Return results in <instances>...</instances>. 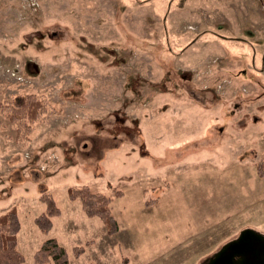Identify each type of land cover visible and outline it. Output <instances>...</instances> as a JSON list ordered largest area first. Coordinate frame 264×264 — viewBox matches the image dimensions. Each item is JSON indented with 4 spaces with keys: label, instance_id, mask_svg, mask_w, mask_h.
<instances>
[{
    "label": "rangeland",
    "instance_id": "374dc122",
    "mask_svg": "<svg viewBox=\"0 0 264 264\" xmlns=\"http://www.w3.org/2000/svg\"><path fill=\"white\" fill-rule=\"evenodd\" d=\"M263 49L264 0H0V214L23 264L48 238L68 264H203L264 234ZM24 95L46 110L18 141ZM81 186L112 198L116 233L68 199Z\"/></svg>",
    "mask_w": 264,
    "mask_h": 264
},
{
    "label": "trees",
    "instance_id": "16d2710c",
    "mask_svg": "<svg viewBox=\"0 0 264 264\" xmlns=\"http://www.w3.org/2000/svg\"><path fill=\"white\" fill-rule=\"evenodd\" d=\"M45 110L42 101L32 95L16 97L8 106L7 118L16 127L18 141L27 139L32 131L31 125L42 118ZM256 170L259 175L264 176V161L256 164ZM67 196L69 200L80 201L86 216L99 218L108 234L117 232L118 224L110 210L111 197L92 192L86 186L68 188ZM115 197H121V193H116ZM40 201L45 204V210L34 219V224L41 233L47 234L52 227L51 219L59 215V208L53 198L44 192ZM149 203L155 204L154 201ZM20 228L15 206L0 214V264H23L24 257L17 249V235ZM33 260L34 264H68L67 252L55 238L44 240L34 252Z\"/></svg>",
    "mask_w": 264,
    "mask_h": 264
},
{
    "label": "water",
    "instance_id": "95a60500",
    "mask_svg": "<svg viewBox=\"0 0 264 264\" xmlns=\"http://www.w3.org/2000/svg\"><path fill=\"white\" fill-rule=\"evenodd\" d=\"M203 264H264V234L242 229Z\"/></svg>",
    "mask_w": 264,
    "mask_h": 264
},
{
    "label": "crops",
    "instance_id": "0c3cea01",
    "mask_svg": "<svg viewBox=\"0 0 264 264\" xmlns=\"http://www.w3.org/2000/svg\"><path fill=\"white\" fill-rule=\"evenodd\" d=\"M254 49H255V47H254ZM256 50V49H255ZM262 53L260 54V60H261V68L259 69V71H256V69H257V67L255 66V63L253 62V60H252V58H251V60L249 61V65H247L246 66V68H247V71L246 72H248L249 73V71L250 70H248V69H254L255 68V70H253L254 72L256 71V73L258 74L259 73V75H263V73H264V49L261 51ZM251 73H252V71H251ZM240 80V79H239ZM246 82H248L249 83V85H253L254 83H256L257 85H258V87L261 89L262 87L264 88V83H260V79H259V81H257V82H255L253 79H249V78H246ZM261 84V85H260ZM249 85H248V87H249ZM261 86V87H260ZM253 100V99H252ZM251 100V101H252Z\"/></svg>",
    "mask_w": 264,
    "mask_h": 264
}]
</instances>
